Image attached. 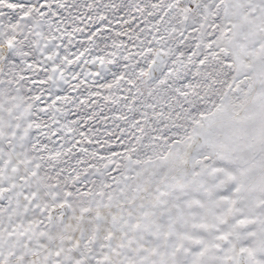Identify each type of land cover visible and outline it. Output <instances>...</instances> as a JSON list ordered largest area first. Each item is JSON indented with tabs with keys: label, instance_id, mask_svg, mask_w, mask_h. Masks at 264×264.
Segmentation results:
<instances>
[{
	"label": "snow or ice",
	"instance_id": "6c2138e0",
	"mask_svg": "<svg viewBox=\"0 0 264 264\" xmlns=\"http://www.w3.org/2000/svg\"><path fill=\"white\" fill-rule=\"evenodd\" d=\"M0 264H264V0H0Z\"/></svg>",
	"mask_w": 264,
	"mask_h": 264
}]
</instances>
